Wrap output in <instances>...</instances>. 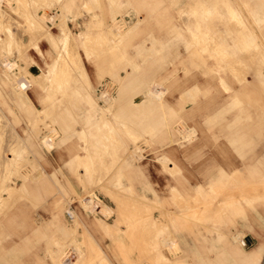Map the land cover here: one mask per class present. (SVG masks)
<instances>
[{
	"label": "rangeland",
	"instance_id": "1",
	"mask_svg": "<svg viewBox=\"0 0 264 264\" xmlns=\"http://www.w3.org/2000/svg\"><path fill=\"white\" fill-rule=\"evenodd\" d=\"M12 143L0 264H264V0H0Z\"/></svg>",
	"mask_w": 264,
	"mask_h": 264
},
{
	"label": "crops",
	"instance_id": "2",
	"mask_svg": "<svg viewBox=\"0 0 264 264\" xmlns=\"http://www.w3.org/2000/svg\"><path fill=\"white\" fill-rule=\"evenodd\" d=\"M69 54H70L71 57H74V53H70L69 52ZM31 83L32 82L30 80H28L27 78L26 79H23V78H20L19 79V84L23 88L28 87ZM24 96H26V95H24ZM146 101H147V99L145 97L144 98L143 97H135V98H133V100H131V102H133L131 104H134L133 106H134V108H136L135 111H137V112L139 111L140 112L141 109H143L144 103ZM127 118H124L123 119V122H127ZM78 130H79L78 132H80V134L81 135H84V136H86V134L88 132V131H86L85 128H82V129L79 128ZM67 135H69V134H65V136H67ZM63 138H62V140H63ZM233 138H234V136H233ZM50 139L51 138H49V137L46 138V141L49 144L52 143V141ZM222 142H223V144H225V141L222 140L221 143ZM228 142L230 143V137L228 139ZM104 145H105L104 142L103 143L100 142V139L94 138L93 144H92L93 149H89L88 150V153L86 155H80L79 152H78V150L74 148L73 153H75L76 156L78 157V163L76 164V167L80 166L83 163H87L89 160H94L95 161L96 154H99L100 151L98 152V151H95L94 149L95 148H98V147H102ZM225 146H226V144H225ZM10 148H12V150H14L15 157H13V155H10L9 156L10 158H8V159H2V160H0V163L2 162L3 164H6V163H9V162H12L14 160V158L17 157V155H20L22 153V149L14 146L13 143L10 145ZM222 150H223V148H222ZM222 150L220 152H222ZM226 151L229 152L227 146H226ZM167 158L169 159V161H171V164H173L172 163V161H173L172 159H175V158H172V156H170V155L167 156ZM175 161H177V160H175ZM174 164L177 165L176 162ZM171 167H173V165H171ZM80 168L84 169L83 167H80ZM88 172H89V175L90 176H93L92 173H91V171H88ZM12 187H13L12 185H7V188H9V189H12ZM200 187H204V185H203L202 182H200ZM201 208L203 209V203L201 205ZM194 209L195 208H191V210H189V211H192ZM261 219L263 220L262 222L264 223V218H261ZM160 221L161 222H158L157 219H154V224H156L157 226H159V227L162 228L155 235L156 236V239H155L156 243H158L159 238H160V235L162 234L163 228L165 227L164 226L165 223L162 220H160ZM257 225H263V224L262 223H257ZM214 227H216V226H214ZM234 233H235V231L230 232V236L231 235H234ZM231 240H233V242H234V236H232V239ZM29 247L30 248H33V250L30 249L29 251H26V252H20L19 254L16 253L18 255L19 259H21L23 261V264H44L43 263V250L38 247V243L35 241V243H33V246H29ZM5 264H9V263H5Z\"/></svg>",
	"mask_w": 264,
	"mask_h": 264
},
{
	"label": "bare ground",
	"instance_id": "3",
	"mask_svg": "<svg viewBox=\"0 0 264 264\" xmlns=\"http://www.w3.org/2000/svg\"><path fill=\"white\" fill-rule=\"evenodd\" d=\"M236 238H237V237H236ZM237 240H239V239H237ZM241 240H243V242H242V241H241V242L244 243V239H241ZM235 241H236V240H235ZM242 251H243V253H245L246 250H242ZM247 253H248V252H247ZM261 256H262V255L259 254V255L257 256L258 259L255 260V261L253 262V264H260V263H258V262H259V259L261 258Z\"/></svg>",
	"mask_w": 264,
	"mask_h": 264
},
{
	"label": "built area",
	"instance_id": "4",
	"mask_svg": "<svg viewBox=\"0 0 264 264\" xmlns=\"http://www.w3.org/2000/svg\"><path fill=\"white\" fill-rule=\"evenodd\" d=\"M69 214L72 215V211H69Z\"/></svg>",
	"mask_w": 264,
	"mask_h": 264
}]
</instances>
